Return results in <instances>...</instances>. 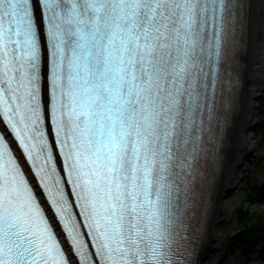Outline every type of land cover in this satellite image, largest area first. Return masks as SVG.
I'll return each mask as SVG.
<instances>
[{"label":"snow or ice","instance_id":"obj_1","mask_svg":"<svg viewBox=\"0 0 264 264\" xmlns=\"http://www.w3.org/2000/svg\"><path fill=\"white\" fill-rule=\"evenodd\" d=\"M246 6L0 0V264H190L211 243L182 247L180 218L243 83Z\"/></svg>","mask_w":264,"mask_h":264},{"label":"bare ground","instance_id":"obj_2","mask_svg":"<svg viewBox=\"0 0 264 264\" xmlns=\"http://www.w3.org/2000/svg\"><path fill=\"white\" fill-rule=\"evenodd\" d=\"M246 24L241 30L242 80L236 104L226 117L223 146L211 166H205L200 193L192 208L198 235L203 229L211 243L192 249L190 264H213L220 249L223 227L237 199L241 172L254 152L252 127L256 120L257 96L264 91V0H245ZM207 203V217L201 206Z\"/></svg>","mask_w":264,"mask_h":264},{"label":"rangeland","instance_id":"obj_3","mask_svg":"<svg viewBox=\"0 0 264 264\" xmlns=\"http://www.w3.org/2000/svg\"><path fill=\"white\" fill-rule=\"evenodd\" d=\"M256 99V120L252 127L255 149L242 168L237 199L224 224L223 236L219 242L220 249L212 257L213 264H264V237L260 238L252 257L246 261L239 257L240 249L236 247L237 243L232 239L236 233H240L242 230L243 218L242 215H238L242 207L252 214L257 210L264 209V197L262 200L256 199V190L261 188L264 191V133L260 125L264 91L260 92Z\"/></svg>","mask_w":264,"mask_h":264},{"label":"trees","instance_id":"obj_4","mask_svg":"<svg viewBox=\"0 0 264 264\" xmlns=\"http://www.w3.org/2000/svg\"><path fill=\"white\" fill-rule=\"evenodd\" d=\"M262 120L260 121L261 128L264 133V100L262 103ZM261 189V188H260ZM256 190V199L262 200L264 197V191L261 189ZM252 203V200H251ZM264 209L257 210L252 214L249 210L243 209L239 210L238 215H242L243 224H241V232L236 233L233 236V240L236 241V247L240 249L239 257L246 261L250 259L255 252L259 240L264 237ZM241 213V214H240Z\"/></svg>","mask_w":264,"mask_h":264}]
</instances>
